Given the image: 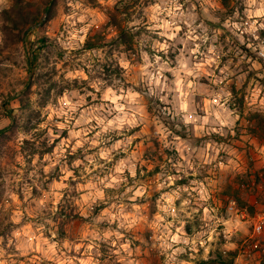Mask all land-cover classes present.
Instances as JSON below:
<instances>
[{"label":"clouds","instance_id":"9594fccd","mask_svg":"<svg viewBox=\"0 0 264 264\" xmlns=\"http://www.w3.org/2000/svg\"><path fill=\"white\" fill-rule=\"evenodd\" d=\"M96 4L0 0V264H261L238 146L241 113L264 120V0ZM141 144L164 157L150 178Z\"/></svg>","mask_w":264,"mask_h":264},{"label":"rangeland","instance_id":"374dc122","mask_svg":"<svg viewBox=\"0 0 264 264\" xmlns=\"http://www.w3.org/2000/svg\"><path fill=\"white\" fill-rule=\"evenodd\" d=\"M86 3H89L94 7L97 6L96 0H86ZM225 3H227V0H225ZM99 11H103L102 6L99 7ZM125 11H127V10H125ZM112 12H113V10L109 9V14ZM24 21L26 22V18H24ZM109 27H111V25H109ZM102 28L104 29L102 32L95 33L94 36H92L90 38V42L87 44L88 48L96 47L97 45H99L101 43V41H103L104 39H106L108 37V35H110L107 28H105L103 25H102ZM56 30H57V26H53L52 31L54 32ZM26 36H27V33H25V37ZM126 42L129 44V46H131V38L130 37L127 38ZM41 43L43 44V41H41ZM243 50L246 52L248 51L246 48ZM249 55H251V53H249ZM37 60H38L37 53H33L31 58L28 61L29 75H31L32 71L37 67ZM18 75H19V73H18ZM252 75L253 74H250L249 79L252 78ZM261 83H264V81H261ZM30 85H31V82L29 81L28 86L30 87ZM54 86L55 85H53V87ZM246 86L247 85H245V87ZM4 88H5V85H4L3 78H0V95L3 94ZM43 96L45 99H47L48 93L45 91L43 93ZM11 99H17V98L13 97ZM240 103H241V106L243 107V100L242 99H241ZM4 107L6 109L9 107V101H7V100L5 101ZM26 107H28L27 102L21 101V104H20L21 111ZM7 116L12 117L13 112L7 111ZM241 120L243 122L242 127H243L244 132L251 134V135H245L244 141L242 142L241 145L238 146L239 152L241 154V160L244 162V166L247 169L252 170L249 172V180L247 182V187L249 190H251L254 185H258L259 188L257 190L259 191L261 189H264V158L253 157V156H251V153L254 150L253 146L257 145V143H258L256 137L261 135V134H264V120H262L258 115H251V114L245 115L244 112L241 113ZM0 123H3L2 119H0ZM239 123L240 122H238V124ZM65 135H66V133H65ZM239 135H240V133L238 131L237 139H239ZM245 144L247 145L246 147L244 146ZM260 147H264V145H260ZM46 150L51 151V149H46ZM138 150L144 156V158L147 162L145 170H147V167H153L154 168V171L148 173L149 178L153 177L155 175V172H158L160 170L158 165L163 162L164 157L159 156L156 153H153L150 148H147L143 144L140 145ZM250 160L253 162L249 163ZM186 182L187 181L182 180L179 183H186ZM219 183L222 185L224 182L220 181ZM234 187H235V185L233 184L232 188H234ZM232 188H229L228 191L230 192L232 190ZM218 192H220L224 195L228 194V192H225L222 187L218 188ZM245 200L247 201V204H245V202H244ZM254 204H255V200L251 196L242 195L241 202H240V208L237 209L236 214H240V211L244 210L245 207L248 208V211H252V207L254 206ZM190 231H191V229H189V232ZM253 238H254V234L247 238L248 243L245 244V246H244L246 250H250V246H251ZM261 247H264V245H261ZM255 251L259 252V249H255ZM142 255H143V259H144V264H150V257L153 254L147 248H144V249H142ZM257 259H259L258 256H257ZM201 261H203V260H201ZM261 264H264V261H262Z\"/></svg>","mask_w":264,"mask_h":264},{"label":"trees","instance_id":"16d2710c","mask_svg":"<svg viewBox=\"0 0 264 264\" xmlns=\"http://www.w3.org/2000/svg\"><path fill=\"white\" fill-rule=\"evenodd\" d=\"M127 10V9H125ZM49 13H51V10L48 9ZM115 11H119L118 9H116ZM111 14V13H110ZM112 24H116L118 27H119V23L116 19V16L115 15H112ZM120 36L122 37V41L123 42H126V40H124V33H123V30L122 28H120V32H119ZM91 48V47H90ZM0 135H2V133H0ZM219 255V254H218ZM199 264H205L204 261H201L199 262ZM209 264H223V260H213V261H210Z\"/></svg>","mask_w":264,"mask_h":264},{"label":"built area","instance_id":"2783aa9c","mask_svg":"<svg viewBox=\"0 0 264 264\" xmlns=\"http://www.w3.org/2000/svg\"><path fill=\"white\" fill-rule=\"evenodd\" d=\"M242 213H243L244 215H247L246 213L243 212V210L240 211V214H242ZM261 221H264V215H261V216L255 218L252 222H253L254 224H259ZM254 235H255V234H254Z\"/></svg>","mask_w":264,"mask_h":264}]
</instances>
